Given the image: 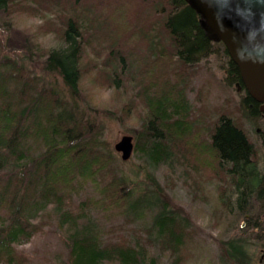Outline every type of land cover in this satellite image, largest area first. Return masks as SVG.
I'll use <instances>...</instances> for the list:
<instances>
[{
	"label": "trees",
	"instance_id": "16d2710c",
	"mask_svg": "<svg viewBox=\"0 0 264 264\" xmlns=\"http://www.w3.org/2000/svg\"><path fill=\"white\" fill-rule=\"evenodd\" d=\"M0 23L12 33V57L0 55V264H248L227 227L201 236L152 172L137 188L103 126L58 112L59 94L27 66L88 104L107 93L105 112L130 125L145 167L182 172L211 205L206 230L254 205L244 222L256 240L264 167L230 98L238 70L184 0H0ZM217 52L224 79L207 65Z\"/></svg>",
	"mask_w": 264,
	"mask_h": 264
},
{
	"label": "rangeland",
	"instance_id": "374dc122",
	"mask_svg": "<svg viewBox=\"0 0 264 264\" xmlns=\"http://www.w3.org/2000/svg\"><path fill=\"white\" fill-rule=\"evenodd\" d=\"M37 20H24L23 22H19V27L23 30H33L35 24H37ZM12 33L8 27L4 24L0 23V55L10 56L12 57V52L6 49L8 42L12 40ZM46 46L56 45L52 39L47 38L45 42ZM5 48V49H4ZM221 52L214 53L213 55L208 57L207 65L209 66L210 71L215 75L218 79H224L226 76V60L227 58L220 54ZM14 55L19 56L14 53ZM29 68H33V71L39 77L45 79V83L48 84L49 87H52L60 96V100L62 104L58 108V112L63 113L64 111L71 116L72 111L83 112L88 119L92 122H97L103 126V138L106 142L110 144V151L114 155L117 160V165L123 172V174L137 186H140L144 183V169L152 172L158 184L163 187V190L167 197L175 203L179 208H181L184 212L189 214V217L193 220L194 226L197 227L198 232L201 236L205 237L206 234H209L211 237H215L220 234L221 228H226L225 232L226 239H235L237 242L242 244V249L247 256L248 264H257V259L260 255L259 249L262 248L260 243L255 240L254 233L250 234L249 231H244V233H240L241 224L244 223L243 214L244 211H252L254 212L255 206L252 205L251 210L248 207L236 208L235 205H232L230 210L231 213L225 214L223 217V222L220 224L219 228L206 230L209 225V218L211 215V205L209 208V203H200L198 201L193 200V191L189 189L186 185L183 184V174L179 171H163L156 170L153 167H145L143 161L138 157V155L131 151L130 156L127 159H123L122 152L116 149V145L121 141V139L125 136L132 137V146L135 144V133L132 131L130 125H124L121 121L109 114L106 111V98L107 93L99 92V97H96L95 103L88 104L83 101L81 98H78L71 94L68 88L63 84L62 79L57 75H46L43 71H41L40 66H33L31 64H27ZM230 98L233 101L234 108L238 109V116L240 119L241 126L245 131L247 138L250 142L253 143L256 157L258 159V167L262 168L264 162V148L258 141L255 139V129L263 128L262 124L256 118H250L245 108H241L240 99L241 95H239L234 85L231 84L230 87ZM73 115V114H72ZM128 160V161H127ZM261 161V162H260ZM177 176V177H176ZM172 178L174 181H171ZM188 179V178H187ZM170 181L175 183L174 186L170 184ZM211 201V200H210ZM250 204V203H249ZM211 224V222H210ZM246 227H244V230ZM206 230V231H205ZM28 247V245L26 246ZM213 250V254L215 255V248L211 247ZM264 248V247H263ZM164 264L162 259L157 264ZM213 264H227V262L220 261L218 258L215 259Z\"/></svg>",
	"mask_w": 264,
	"mask_h": 264
},
{
	"label": "water",
	"instance_id": "95a60500",
	"mask_svg": "<svg viewBox=\"0 0 264 264\" xmlns=\"http://www.w3.org/2000/svg\"><path fill=\"white\" fill-rule=\"evenodd\" d=\"M184 1L198 15L205 38L224 46L246 91L258 99L254 85L264 84V0ZM116 149L127 159L133 149L132 137H123Z\"/></svg>",
	"mask_w": 264,
	"mask_h": 264
},
{
	"label": "flooded vegetation",
	"instance_id": "af4514ba",
	"mask_svg": "<svg viewBox=\"0 0 264 264\" xmlns=\"http://www.w3.org/2000/svg\"><path fill=\"white\" fill-rule=\"evenodd\" d=\"M237 70H238V76L239 77L233 83V85H234L236 92L239 95H241L240 106H241V108H245V110L248 113V115L250 116V118H256V119H258V121L261 122L263 128H256L254 131H255L256 141H258L261 145H263V148H264V84L254 85L257 88L256 96L258 99L253 98L246 91L244 83L241 79L240 71L238 68H237ZM251 144L253 146L252 142H251ZM257 164H258V162H257ZM262 167H264V162H263ZM243 218H244V220L248 219V215L245 212L243 214ZM261 222L264 223V218L262 219ZM258 225L250 231L258 233V239H256V240L260 243L262 248L259 249L260 255L257 259V264H264V248H263L264 247V227H262V226L259 227ZM262 225H264V224H262ZM244 227H245V222L241 224L242 229L240 230V233H242V232L244 233V231H246V230H244Z\"/></svg>",
	"mask_w": 264,
	"mask_h": 264
}]
</instances>
